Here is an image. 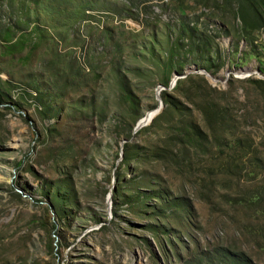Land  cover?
Wrapping results in <instances>:
<instances>
[{"label": "rangeland", "instance_id": "obj_1", "mask_svg": "<svg viewBox=\"0 0 264 264\" xmlns=\"http://www.w3.org/2000/svg\"><path fill=\"white\" fill-rule=\"evenodd\" d=\"M0 264H264V0H0Z\"/></svg>", "mask_w": 264, "mask_h": 264}, {"label": "bare ground", "instance_id": "obj_2", "mask_svg": "<svg viewBox=\"0 0 264 264\" xmlns=\"http://www.w3.org/2000/svg\"><path fill=\"white\" fill-rule=\"evenodd\" d=\"M176 81V79H174L173 81H172V84L174 83ZM214 81V80H213ZM161 89H159V91H160ZM158 95H159V93H158ZM151 114V113H150ZM155 114H156V112H153L151 115H149L147 118L145 117L144 119L145 120H141L140 122H139V128H138V130L140 129V127H144V126H146L148 123H149V121H150V119L152 118V116H155Z\"/></svg>", "mask_w": 264, "mask_h": 264}, {"label": "water", "instance_id": "obj_3", "mask_svg": "<svg viewBox=\"0 0 264 264\" xmlns=\"http://www.w3.org/2000/svg\"><path fill=\"white\" fill-rule=\"evenodd\" d=\"M195 72H197L196 70H194ZM230 73H228L227 74V76L229 75ZM176 79H177V76H176ZM175 83V82H174ZM173 83V84H174ZM162 107V104H161V102L159 101V106H158V108H157V111H156V113H158L159 112V110H160V108ZM151 121V120H150ZM138 128H139V124L137 123L136 124V126L134 127V133L138 130Z\"/></svg>", "mask_w": 264, "mask_h": 264}, {"label": "built area", "instance_id": "obj_4", "mask_svg": "<svg viewBox=\"0 0 264 264\" xmlns=\"http://www.w3.org/2000/svg\"><path fill=\"white\" fill-rule=\"evenodd\" d=\"M165 2L167 1V0H164Z\"/></svg>", "mask_w": 264, "mask_h": 264}]
</instances>
